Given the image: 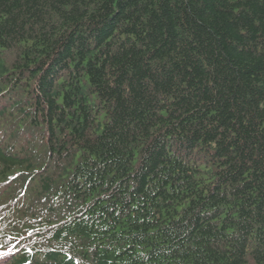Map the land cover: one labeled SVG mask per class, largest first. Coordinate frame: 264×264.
<instances>
[{
    "label": "trees",
    "instance_id": "16d2710c",
    "mask_svg": "<svg viewBox=\"0 0 264 264\" xmlns=\"http://www.w3.org/2000/svg\"><path fill=\"white\" fill-rule=\"evenodd\" d=\"M0 264H264V0H0Z\"/></svg>",
    "mask_w": 264,
    "mask_h": 264
}]
</instances>
